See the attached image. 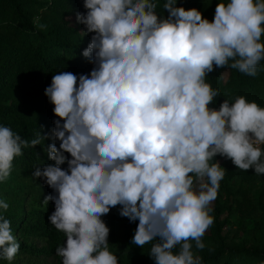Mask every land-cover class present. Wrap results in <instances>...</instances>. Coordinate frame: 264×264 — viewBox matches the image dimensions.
<instances>
[{"label":"clouds","instance_id":"1","mask_svg":"<svg viewBox=\"0 0 264 264\" xmlns=\"http://www.w3.org/2000/svg\"><path fill=\"white\" fill-rule=\"evenodd\" d=\"M83 7L76 21L92 35L81 54L93 68L52 75L44 89L58 117L50 134L29 141L0 125V182L22 148L51 138L53 163L32 176L53 190L44 200L53 202L48 219L66 237L55 250L62 264H118L102 219L117 206L138 221L131 242L150 245L154 264H202L191 242L205 248L225 176L213 159L264 174V107L243 95L210 107L220 93L206 82L217 68L257 75L264 0H217L211 20L177 0H164L166 17L158 0H83ZM33 23L47 27L39 17ZM19 248L0 215V256L12 261Z\"/></svg>","mask_w":264,"mask_h":264},{"label":"trees","instance_id":"2","mask_svg":"<svg viewBox=\"0 0 264 264\" xmlns=\"http://www.w3.org/2000/svg\"><path fill=\"white\" fill-rule=\"evenodd\" d=\"M163 2L158 0L156 11L166 17ZM216 3L217 0H177L178 6L196 7L209 20ZM77 12H86L83 0H0V125L10 127L22 139L30 141L37 133L50 134L54 128L53 121L58 117L44 95L52 75L60 71L87 74L93 68L81 54L92 34L83 35L68 19ZM36 17L46 29L34 25ZM206 82L220 93L210 107L218 108L223 99L235 95L264 107V60L255 77L225 67L209 73ZM52 142L45 138L40 144L22 148L23 155L14 158L9 178L0 182V200L9 204L6 211L0 209V215L10 221L20 245L15 257L18 264H62L55 250L66 237L48 219L54 211L53 202L44 200L54 194L53 190L32 176L37 167L53 163L46 152ZM55 143L59 147V141ZM216 160L224 167L225 176L213 203L214 223L202 237L204 249H196L195 242H191L193 252L202 258V264H259L264 260V174L257 175L251 168L240 170L220 156L212 162ZM61 167L66 169L67 164ZM113 210L102 219L109 230L126 232L108 238L109 247L113 244L120 252L118 264H154L148 254L150 245L140 248L131 242L138 221L130 222ZM223 213L226 217L220 219ZM225 225L231 236L224 231ZM2 260L6 259L0 256Z\"/></svg>","mask_w":264,"mask_h":264},{"label":"rangeland","instance_id":"3","mask_svg":"<svg viewBox=\"0 0 264 264\" xmlns=\"http://www.w3.org/2000/svg\"><path fill=\"white\" fill-rule=\"evenodd\" d=\"M68 19H69V21H70L72 24H74L77 28H79V30H83L84 25L77 23V21H76V14L70 15V16L68 17ZM213 203H214V202H213ZM211 207L213 208V204L211 205ZM113 213H114L115 215H119V206H117V207L114 208ZM211 215H212V213H211ZM225 217H226V214L223 213V214H221L220 219L225 218ZM224 231H225V232L227 231V233H228L229 236L232 235V232H231L230 228H228L226 225L224 226ZM110 232L112 233V235H109V236H108V238H110V239H111L112 237H114V235H122V234H126V232H123V231H121V232H120V231H115V229H111ZM208 232H209V229L206 231V233H208ZM109 248H110V250H111V251H112L117 257L120 255V252L117 250V248H116L113 244H112ZM18 263H19V259H18V258H14V260H12V261H7V260H2V261H0V264H18Z\"/></svg>","mask_w":264,"mask_h":264}]
</instances>
